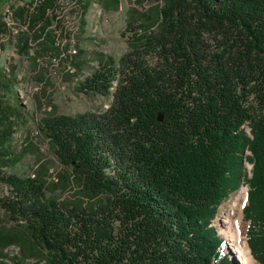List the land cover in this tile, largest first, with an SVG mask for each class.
Here are the masks:
<instances>
[{
    "label": "trees",
    "instance_id": "trees-1",
    "mask_svg": "<svg viewBox=\"0 0 264 264\" xmlns=\"http://www.w3.org/2000/svg\"><path fill=\"white\" fill-rule=\"evenodd\" d=\"M58 1L26 19L45 34ZM154 1L155 30L81 84L107 95L116 82L108 109L38 125L71 170L60 183L79 188L77 202L48 195L39 176L2 171L24 112L0 66V182L10 194L1 207L16 224L0 227V249L17 244L44 264H236L211 221L246 182L247 245L264 264V0ZM4 42L0 17V54Z\"/></svg>",
    "mask_w": 264,
    "mask_h": 264
},
{
    "label": "rangeland",
    "instance_id": "rangeland-1",
    "mask_svg": "<svg viewBox=\"0 0 264 264\" xmlns=\"http://www.w3.org/2000/svg\"><path fill=\"white\" fill-rule=\"evenodd\" d=\"M6 1L0 0V9ZM161 6L160 1L154 0H59L45 34L41 33L39 22L33 26L34 23L26 19L30 11L16 13L20 26L12 43L4 42L0 66L5 69L7 66L9 75L15 78L24 118L17 122L12 147L4 156L5 160L10 159L2 169L4 173L32 178L39 176L47 183V194L64 203L82 198L72 181L61 187V177L67 176L71 170L57 161L38 125L50 115L75 117L106 111L116 82L107 95L86 90L81 84L94 71L101 69L108 58L117 63L130 54L135 35L143 36L154 31L156 27L149 23L155 19V9ZM146 60L149 64L154 63L153 57H146ZM245 130L249 133L247 127ZM251 168L245 163L246 179L251 177ZM248 189L246 182H241L239 188L223 200L211 221L221 240L219 251L236 264H240L237 261L241 259L240 255L228 245L221 226H227V215L235 217L238 214L245 225L247 242L248 223L243 219L242 210L247 202ZM9 195L7 187L0 182V227L16 225L1 207V202ZM240 196L246 197L245 204L240 212L232 210L237 197V203L243 204ZM20 251L17 244L1 248L0 264H44L38 257L22 258Z\"/></svg>",
    "mask_w": 264,
    "mask_h": 264
},
{
    "label": "bare ground",
    "instance_id": "bare-ground-1",
    "mask_svg": "<svg viewBox=\"0 0 264 264\" xmlns=\"http://www.w3.org/2000/svg\"><path fill=\"white\" fill-rule=\"evenodd\" d=\"M243 200L242 202L237 203V199L234 200V203L231 207L232 210L237 209L239 212L241 211L243 205L246 202V197L243 198L240 196ZM241 201V200H240ZM237 203V204H236ZM236 204V207L234 208ZM231 215V214H230ZM230 215H227L225 218V221L228 219L227 226L222 227V231L224 232V235L226 236V239L228 241V245L230 247H233L237 250L238 254L240 255L239 258L240 260H237L238 263L240 264H256L255 261H253V258L251 256V252L247 246L246 238L244 237V232H245V225L243 223L242 218L237 214V216L232 217ZM226 224V222L224 223ZM253 261V262H252Z\"/></svg>",
    "mask_w": 264,
    "mask_h": 264
},
{
    "label": "built area",
    "instance_id": "built-area-1",
    "mask_svg": "<svg viewBox=\"0 0 264 264\" xmlns=\"http://www.w3.org/2000/svg\"><path fill=\"white\" fill-rule=\"evenodd\" d=\"M43 0H7L0 9V17L5 22L6 26L10 30L12 39L18 32L20 26L17 19L16 13L20 10L32 12L39 2Z\"/></svg>",
    "mask_w": 264,
    "mask_h": 264
},
{
    "label": "water",
    "instance_id": "water-1",
    "mask_svg": "<svg viewBox=\"0 0 264 264\" xmlns=\"http://www.w3.org/2000/svg\"><path fill=\"white\" fill-rule=\"evenodd\" d=\"M159 121H161V118H159ZM245 133L248 135L249 133H247L246 131H245Z\"/></svg>",
    "mask_w": 264,
    "mask_h": 264
},
{
    "label": "crops",
    "instance_id": "crops-1",
    "mask_svg": "<svg viewBox=\"0 0 264 264\" xmlns=\"http://www.w3.org/2000/svg\"><path fill=\"white\" fill-rule=\"evenodd\" d=\"M256 264H258V263L256 262Z\"/></svg>",
    "mask_w": 264,
    "mask_h": 264
}]
</instances>
